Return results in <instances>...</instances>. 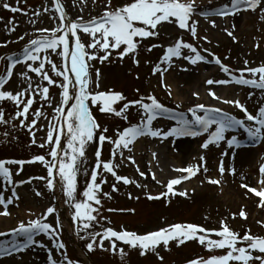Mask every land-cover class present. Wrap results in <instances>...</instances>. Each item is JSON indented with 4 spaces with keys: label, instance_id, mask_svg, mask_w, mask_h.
<instances>
[{
    "label": "snow or ice",
    "instance_id": "obj_1",
    "mask_svg": "<svg viewBox=\"0 0 264 264\" xmlns=\"http://www.w3.org/2000/svg\"><path fill=\"white\" fill-rule=\"evenodd\" d=\"M23 2L26 4L27 0H23ZM20 3L21 0H16L15 6L8 2H4L0 6L14 14L27 15L28 11L19 7ZM262 3L264 0H233L230 8H225L217 12L216 15L235 16L241 12L242 5L246 6L244 10L256 11L261 8ZM196 10L197 0H132V2L117 8H113L112 0H107L101 8L99 16L85 20L83 16L72 19L63 0H54L53 7L43 9L57 23L51 28L37 29L40 35L31 39L30 43L23 48L22 59L14 56L7 57L9 61L7 71L5 75L0 76V125L7 126L11 123L16 128L25 129L32 138V144L40 149L46 148L47 153L37 155L27 161L0 160V179L12 190V198L6 199L4 195L0 194V206H2L0 207V216H11L9 205H13L16 200L20 199L16 188L31 183V180H27L17 184L9 166L18 165L19 170L15 175H19L23 172L25 164L40 163L47 169L48 174L46 177H33L32 179L45 180L49 191L58 194V199L60 194L66 198L67 205L73 209L72 220L75 224L76 235L80 236L81 232L85 234L80 238L89 241L86 244L89 252H94L99 248L103 251L110 250L113 254H119L123 258L127 255L124 246H128L129 249H138L141 255L154 253L163 261L164 257L159 255L161 246L170 251V245L173 242H176L177 246H183L188 242L195 241L209 253L224 250L225 254L201 256L190 261V264H264V237L253 235L251 229L246 235L241 236L230 227L227 220L222 223L219 230L191 223H177L145 234L127 229L116 230L112 227H102V230H97L102 219L108 220L107 217H103L102 213L104 200L112 199L111 193L103 191V186L108 182L105 174H111L117 183L136 184L137 187H143L138 181L119 175L117 171L119 165L115 162L117 157L125 158V150L131 154L132 146L139 138L152 137L166 140L169 137H198L203 133H208L209 138L202 145L203 149H208L210 145H219L221 141H224L226 133L230 130L244 129L253 142L264 141V107H260L257 114H253L239 100H222L215 91L210 92L213 99L222 100L225 104L239 108L244 112L245 118L238 119L220 108H211L200 104L190 110L194 119H189L186 114L174 112L166 107L154 94L137 100H128L122 92L99 90L101 73L99 69L95 68L96 62L104 65L106 62L111 63L113 59L122 62L125 58H132L138 67L142 45L148 39L158 38L160 36L159 28L164 24H174L179 29L189 32L192 37L199 39V21L194 20ZM81 11H83L82 8ZM34 15L39 17L41 13L35 11ZM261 20H264V8L261 9ZM29 23H33V21L30 19ZM211 23L213 27L217 26L214 20ZM8 24L10 26L8 31L15 32L18 27L15 19L9 20ZM234 30L235 25H233V30L227 31V35L234 37ZM25 35H21L19 40H24ZM84 36L88 37L87 43L82 39ZM204 40L207 41L208 38L204 37ZM11 42L0 43V47H7V44ZM156 47H163V45L154 44L147 51L151 52ZM256 47L258 49L260 45L257 44ZM185 49L191 54H185ZM53 55L61 57V66L51 59ZM174 58H183L192 65L206 62V57L201 53V50L192 43L185 42L181 37L172 46L166 48L165 54L159 65L154 68L153 74L163 75L168 72L173 67ZM4 59L5 57L0 56V61ZM215 63L221 67L224 73L228 74L229 78L208 80L209 85L235 83L264 91V66L245 67L239 70V74L236 75L232 69L222 63L218 56L215 57ZM18 64H23L28 69L20 74L27 86L21 91L13 92L7 90L6 86L10 84L13 69ZM183 70L187 71V69ZM29 72L36 74L38 82L33 81ZM53 86L60 89L61 99L56 104L53 103L54 97L50 94V89ZM164 87L169 89L168 95L171 96L170 86L165 83ZM137 91L139 90L137 89ZM196 95L199 98V94ZM5 103H11L16 109L11 122L6 119V112L3 108ZM34 106H37L36 110H33ZM45 106L54 110L55 114L51 120L44 110ZM94 107L101 113L121 117L126 121L129 111L136 109L141 113L142 118L138 124L127 127L123 131L118 130L116 137L113 138L107 135L108 129L102 128L93 115ZM165 115L175 120L176 126L171 127L168 131L153 128V122ZM41 120L47 122L45 125L47 131L45 141L38 143V133L42 130L39 127ZM15 121H19V123L16 124ZM214 125L215 129L210 131ZM98 133L100 134L98 135ZM105 142L113 145L111 159L108 161L102 158ZM227 143L230 148L241 147V141L236 136L228 139ZM94 144L97 145V148L93 153V164L89 170L88 152ZM153 156L155 157L156 153H153ZM127 159L136 166L141 177L148 178V174L140 170L132 155H128ZM201 159L204 160L203 170L207 171L206 160L204 157ZM175 171L185 175L170 180L167 192L160 195H149L147 198L155 201L168 197L169 204L174 196L188 198V191H177V186L200 174L201 165L177 168ZM227 171L232 175L236 173L235 167H230ZM219 172L221 177L226 172L223 161L220 163ZM259 173V187H251L245 183L240 186L246 189V196L251 194L259 198L258 206L264 208V165H261ZM81 174L87 178L82 192L79 191ZM151 176L153 180L156 179L155 173H151ZM208 183L221 186L222 180L209 179ZM112 191H119L116 184H113ZM37 194L41 195V193ZM129 198H132L131 195ZM135 199L138 200L139 197H135ZM107 210L109 212L116 211L115 209ZM129 211L135 213L134 209ZM239 215L244 220L249 218L246 211H241ZM53 216L57 218L56 226L48 222L49 217ZM59 217L60 212L53 204L39 218L30 220L27 224L21 222L11 233L0 232V237L9 235L17 237L16 241L9 242L10 246L0 245V256H12L33 245L45 247L36 239L40 234H45L54 241V247L60 253V257L54 258L53 250L48 249L49 264H78L66 254L67 246L61 239L63 227ZM236 218L234 214L232 219ZM261 224L264 225V221ZM106 241L110 247H105Z\"/></svg>",
    "mask_w": 264,
    "mask_h": 264
},
{
    "label": "rangeland",
    "instance_id": "obj_2",
    "mask_svg": "<svg viewBox=\"0 0 264 264\" xmlns=\"http://www.w3.org/2000/svg\"><path fill=\"white\" fill-rule=\"evenodd\" d=\"M4 2H8L12 5H16V0H0V5ZM66 10L72 19H76L79 16H83L85 20L91 17L99 16L101 14V8L105 5L107 0H63ZM132 2V0H112L113 8H117ZM233 0H197V10L194 16V20H198V36L196 39L191 36L187 31L179 29L174 24H164L159 28L160 36L154 39H148L141 47L139 60L140 64L137 67L132 58H125L122 62L113 59L111 63H105L104 65L96 62L95 68L100 70L101 73V87L100 91L115 90L122 92L128 100H137L141 97H147L149 95H156V97L165 106L172 109L174 112H182L187 115L189 119H192L191 109L197 107L200 104H204L211 108H220L224 112L231 115H236L244 119L245 114L237 107L229 104H225L222 100H239L242 104L246 105L250 112L257 114L260 107H264V91L259 89L246 88L244 86L236 85L235 83L229 85H209L208 80H222L228 79V74L224 73L219 65L208 64L207 62H199L196 65L190 64L183 58H174L173 67L169 71L178 72L180 69L183 71L180 74L181 88L183 90L187 88V77L198 76L200 79L197 81L198 89L184 93L185 97L175 100L173 96L168 95V89L164 87L163 79L165 74H153L154 68L159 65L160 60L165 54L166 48L174 44L177 38H183L185 42L192 43L196 46L201 53H203L208 59H214L219 57L223 63L233 70V73L238 75L239 70L245 67H258L264 65V20H261V9L264 8L262 3L261 8L256 11H244L240 12L236 20L227 18H219L221 24L218 22V17H203L199 13L205 11L206 13H214L216 10L220 11L231 6ZM54 0H27L25 4L23 0L19 7L28 11L27 15L22 13H12L9 10L0 6V43L5 41H12L7 44V47H0V56L5 57L0 61V76L5 75L9 61L7 57L14 56L15 58L22 59L23 48L30 43V40L37 38L40 33L37 29L51 28L55 26L56 21L50 18L49 13H45L43 9L45 7H53ZM81 8L83 11H81ZM35 11H39L41 15L39 17L34 15ZM55 14V13H53ZM15 19L18 25L15 32H9L8 24L9 20ZM33 23H29V20ZM215 21L216 27L212 26L211 21ZM237 21V22H236ZM234 24V37L227 35V31L233 30ZM221 25V26H220ZM27 33V35H25ZM21 35H25L24 40H19ZM207 37L208 40H204ZM235 38V39H234ZM74 39V38H73ZM85 43L88 42V37H82ZM210 41V42H208ZM238 41V42H237ZM163 45V47L153 48L151 52L147 51L152 45ZM260 47L257 49L256 45ZM207 49V51H204ZM185 54H191L187 49L184 50ZM214 54V55H213ZM115 55V54H114ZM213 55V56H212ZM51 59L57 63L58 66L62 65V59L59 56L53 55ZM247 62V64H246ZM163 67V65H161ZM178 68V69H177ZM183 69H187L184 71ZM28 69L23 64H18L13 69V77L10 84L6 86L7 90L13 92L21 91L27 85L20 75ZM95 71V70H93ZM180 73V72H179ZM29 76L32 77L34 82H38L36 74L29 72ZM51 74V73H50ZM54 75V74H53ZM137 77H139L137 79ZM95 78V77H94ZM252 78V77H248ZM189 79V78H188ZM224 90L222 91L221 89ZM137 89L139 91H137ZM211 91H215L218 96L222 98L221 101H217L210 95ZM60 89L53 86L50 89V94L54 97L53 103L56 104L61 99ZM199 94L197 98L196 94ZM39 100L40 97L38 96ZM37 106H34L33 110H36ZM119 108L120 105L118 104ZM3 108L6 112V119L10 122L13 121L16 109L11 103H5ZM45 112L48 114L49 120L55 114L53 108L45 106ZM93 115L97 121L101 124V127L108 129L107 135L109 137H116L117 131H122L129 125H136L141 120V113L136 109H131L128 113V120H124L121 117H116L111 114H104L98 111L97 108H93ZM203 115V113H201ZM236 117V118H237ZM14 123L18 124L19 121ZM46 121L41 120L39 127L42 129L38 133V143H43L46 137ZM154 123V122H153ZM163 120H157L154 123L155 129H162L163 131L170 130L171 127L176 126L175 120H167L166 124ZM215 129V125L213 129ZM7 133V134H6ZM100 133H98L99 135ZM231 136H236L241 142L244 140L250 141L247 132L244 129H234L226 133V139L221 141L219 145H210L208 149H203V143L209 138L208 134L202 137H192L195 149L190 152H182L180 150V144L184 137H169L164 140L162 138H152L150 140H144L147 144L153 142L152 153H131L129 154L125 150V158H116V163L119 165L118 174L121 176H127L135 181H138L143 187H137L136 184L125 185L122 182L117 183L111 174H105L107 176V183L103 186V191L111 193L112 199L104 200V208L102 209L103 217H107L108 220H101V225L97 226V230H102V227H112L116 230L127 229L129 231L137 232L139 234L148 233L151 231L159 230L163 227L177 224V223H191L199 224L208 229L219 230L222 223L227 220L230 227L241 236L246 235L248 230L255 236L264 237V225L261 224L264 221V211L261 210L259 214L256 208L249 204L247 196L244 193V188H240L242 183L249 186L259 187L258 180L260 178L259 169L261 165H264V141L254 149L256 159L251 165L248 162H239L238 158L240 154L246 148H230L227 140L231 139ZM172 140L171 142H169ZM258 141L255 143L257 144ZM97 145L94 144L89 148V170H91L93 164V153L95 152ZM113 145L105 142L103 145L102 158L105 161L111 159ZM146 150V148H145ZM47 149H40L32 144V138L25 129H19L14 127L11 123L7 126L0 125V160H31L37 155H45ZM156 153V156H153ZM128 155H132L141 171L148 174V171L156 169L158 165L162 164V161L171 164L178 163V168L194 167L197 164L201 165V172L195 178L186 183L185 186H177V191L187 190L189 193L188 198L182 196H174L171 198L169 204V198L165 197L161 200H150L147 197L149 195H160L167 192V185L165 181V173L163 179L154 182L149 178L144 179L139 175L136 166L132 165L127 159ZM147 156L153 157L150 160L151 170H149L144 161ZM204 157L207 164V171L203 170ZM164 158V159H163ZM221 161L224 162L226 172L223 177L219 172V166ZM14 179L17 184L20 181L31 180V183L23 184L16 188V193L20 199L16 200L13 205H9L11 216L8 222H2L0 224V232L11 233L13 229L17 228L21 222L27 224L28 221L39 218L42 213L46 212V209L55 204L60 212L59 221L63 227V233L61 239L67 246V256L78 264H188L193 259L201 256L208 257L210 255H223L224 250H218L215 253H209L204 247L199 245L198 242L191 241L183 246H177L176 242L170 245L171 250H166L161 246L159 255L164 259L161 261L159 257L154 253L148 255H141L138 249H129L125 247L127 255L123 258L119 254H113L110 250L103 251L97 248L94 252H89L86 248L88 240H82L80 236L85 235L83 232L80 236L76 235L75 224L72 220L73 209L66 203V198L60 194H54L47 188V182L41 179H32L33 177H46L47 169L40 163L25 164L24 170L19 175L15 173L19 170L18 165H10ZM143 167V169H141ZM235 167V175L230 174L227 169ZM176 168V167H175ZM171 174V173H170ZM185 175L184 173L180 174ZM209 179H221L222 185L217 186L208 183ZM79 183V191L82 192L85 188L87 178L81 174ZM113 184L119 188L118 192L112 191ZM37 193H41L38 195ZM0 194L4 195L6 199L12 198V190L10 186H6L2 179H0ZM131 195L132 198H129ZM139 197V199H135ZM62 202V205L61 203ZM68 206V209H63L64 204ZM2 207V206H0ZM107 209H115L116 211L109 212ZM135 210L133 214L129 210ZM262 209V208H261ZM124 210V211H120ZM246 211L248 214V220H244L240 217V212ZM236 215V219H232L233 215ZM110 221V223H109ZM54 226L57 225V218L55 216L49 217V221ZM45 247L39 245H33L29 251H25V256H35L36 249H42L41 255L47 260L48 249L53 250L54 258L60 257L59 251L54 247V241L50 240L45 234H40L36 237ZM15 236H3L0 237V245L10 246V241H16ZM105 247H110L108 242H105ZM19 254V253H14ZM21 256V255H19ZM24 256V255H23ZM7 259V260H5ZM15 259H10L8 256H0V264H15Z\"/></svg>",
    "mask_w": 264,
    "mask_h": 264
},
{
    "label": "bare ground",
    "instance_id": "obj_3",
    "mask_svg": "<svg viewBox=\"0 0 264 264\" xmlns=\"http://www.w3.org/2000/svg\"><path fill=\"white\" fill-rule=\"evenodd\" d=\"M239 16V13L236 14L235 16H232L230 15V19H234L236 20L237 17ZM219 18H222L221 16H219L218 18V23L221 24V20ZM226 18V17H225ZM237 22V21H236ZM228 24V23H227ZM228 25H234L233 23L232 24H228ZM221 26V25H220ZM178 69V68H177ZM179 71L178 72H173V71H168L165 76H164V81H163V84H168L170 86V90L172 92V96L175 100L179 99V98H183L185 97L183 94L184 93H187L189 91H192V90H197L198 89V85H197V81H199V77L198 76H195V75H191V76H188L187 77V88L189 89L188 91L183 90L181 88V79H180V74L183 73V71H181L180 69H178ZM180 72V73H179ZM189 78V79H188ZM222 91L224 90L221 89ZM169 91V89H168ZM152 137H147V138H141L139 141L135 142V144L132 146L133 147V153H145V152H148V153H152L153 150H152V147L153 149L155 150V147L153 146V142L155 140H153V142H151L150 144H147L146 142H143L144 140H150ZM173 139V138H172ZM172 140H170L169 142H171ZM194 142L191 140V137H184L181 144H180V150L182 152H190L192 149H195L194 147ZM146 148V150H145ZM153 159V157H149L147 156V159L145 162V164L148 166L147 168L149 170H151V162L150 160ZM164 159V158H163ZM256 159V155H255V151L254 149H245L241 154H240V157L238 158V161L239 162H248L250 163L251 165L254 163ZM174 163H167L164 161H162V164L161 165H158V167H156V169H152L151 171H148V174H149V178L151 180L152 179V176H151V173H155V176H156V179L153 180L154 182H158L160 180L163 179V176L165 173H169V175L167 174V176L165 175V179L163 181H165V183H169L170 180L172 179H176V178H179L180 177V174L181 172H177L175 171V169L178 168V163L175 162V166L173 165ZM140 168V167H139ZM143 169V167L141 168ZM171 173V174H170ZM147 174V173H146ZM184 186V183L180 185V187H183ZM239 187L241 188V186L239 185ZM251 187H255V186H251ZM244 193L246 194V189H244ZM247 199H248V203L251 204L253 207H257L259 205V198L255 197L254 195H251V194H248L247 195ZM263 210L264 211V208H259L258 211H257V214L260 213V211ZM10 217V216H9ZM9 217H3V216H0V224L2 222H8L9 221ZM29 249L25 250V251H29ZM25 251L23 252H20L19 254H15V255H12L8 258H10L11 260L12 259H15L16 261L14 262L15 264H48L47 263V260L44 258L43 255H41L43 253V250L42 249H36V254H38L37 257L31 255L30 257L26 255V253H24ZM21 255V256H19ZM24 255V256H23ZM7 260V259H5Z\"/></svg>",
    "mask_w": 264,
    "mask_h": 264
}]
</instances>
